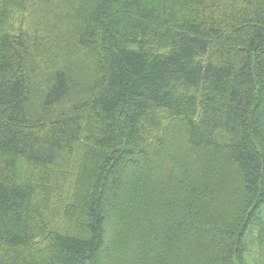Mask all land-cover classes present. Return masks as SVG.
Wrapping results in <instances>:
<instances>
[{
	"label": "trees",
	"instance_id": "1",
	"mask_svg": "<svg viewBox=\"0 0 264 264\" xmlns=\"http://www.w3.org/2000/svg\"><path fill=\"white\" fill-rule=\"evenodd\" d=\"M264 0H0V264H264Z\"/></svg>",
	"mask_w": 264,
	"mask_h": 264
},
{
	"label": "rangeland",
	"instance_id": "2",
	"mask_svg": "<svg viewBox=\"0 0 264 264\" xmlns=\"http://www.w3.org/2000/svg\"><path fill=\"white\" fill-rule=\"evenodd\" d=\"M263 210H264V208H263Z\"/></svg>",
	"mask_w": 264,
	"mask_h": 264
}]
</instances>
